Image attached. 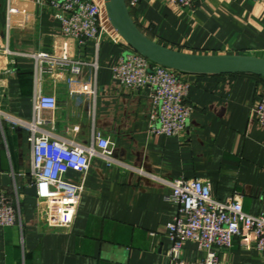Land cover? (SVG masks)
Wrapping results in <instances>:
<instances>
[{
    "label": "crops",
    "instance_id": "0c3cea01",
    "mask_svg": "<svg viewBox=\"0 0 264 264\" xmlns=\"http://www.w3.org/2000/svg\"><path fill=\"white\" fill-rule=\"evenodd\" d=\"M192 12L156 0L130 10L137 27L169 49L197 55H245L264 59V3L256 0H194ZM0 42L19 53L11 71H0V110L25 121L33 117L32 55L77 61L78 76L57 73L43 81V93L57 109L43 111L51 132L84 145L99 134L108 138L114 157L127 166H107L91 159L84 175L76 216L67 230H48L44 205L26 195L32 155L28 132L3 127L0 145V192L17 195L21 226L0 227V264H168L171 242L167 225L177 213L166 200L169 187L157 179L206 181L212 196L225 201L242 196L245 213H264V127L251 112L264 97V79L248 75H191L187 101L193 106L186 134L152 136V101L148 89H122L112 68L127 51L105 36L79 44L61 35L59 22L34 0H0ZM127 46V47H126ZM0 59V65L7 66ZM14 71V72H13ZM72 82H90V93L71 92ZM8 177L5 184L2 177ZM221 264H264L249 236L216 251ZM204 254L187 242L183 260L199 262Z\"/></svg>",
    "mask_w": 264,
    "mask_h": 264
},
{
    "label": "built area",
    "instance_id": "2783aa9c",
    "mask_svg": "<svg viewBox=\"0 0 264 264\" xmlns=\"http://www.w3.org/2000/svg\"><path fill=\"white\" fill-rule=\"evenodd\" d=\"M45 7L59 22L61 35L79 44L94 43L98 49L106 36L116 44L121 40L114 32L105 11L104 0H34ZM127 9L145 0H125ZM179 10L192 12L194 0H156ZM264 3V0H256ZM127 47V46H126ZM19 53L3 48L0 42V71L7 73L8 66H15ZM34 59L33 117L25 121L0 110V145L4 142L3 127L20 128L28 132L32 162L29 179L35 187L36 198L45 207L42 223L48 230H67L74 221L83 182L73 184L66 178L69 172L84 175L91 159H99L107 166L126 165L113 154L112 143L99 134L90 145H84L51 132L50 121L42 117L43 111L57 109L53 96L43 93V81L47 76L65 73L78 76L82 65L77 61L47 55H32ZM14 72V71H13ZM112 75L122 89L138 91L148 89L152 101L149 134L168 138L183 137L193 106L187 101L190 85L184 73L149 62L130 47L112 68ZM71 92L78 90L89 94L90 82L79 84L66 77ZM251 116L264 127V97L253 107ZM170 188L166 200L177 206V213L167 225V237L171 242L168 264H221L217 250L228 249L233 241L245 242L250 236L255 249L264 261V213L253 216L243 211L242 196L234 194L225 201L215 199L206 181L199 179H157ZM21 226V214L17 195L11 197L0 192V227ZM187 242L196 244L204 254L201 261L187 263L183 260V249Z\"/></svg>",
    "mask_w": 264,
    "mask_h": 264
},
{
    "label": "water",
    "instance_id": "95a60500",
    "mask_svg": "<svg viewBox=\"0 0 264 264\" xmlns=\"http://www.w3.org/2000/svg\"><path fill=\"white\" fill-rule=\"evenodd\" d=\"M107 18L115 34L149 62L191 75H252L264 79V59L245 55H197L175 51L151 39L134 23L125 0H104ZM5 184L7 176L2 177ZM26 195L36 197L35 187Z\"/></svg>",
    "mask_w": 264,
    "mask_h": 264
},
{
    "label": "trees",
    "instance_id": "16d2710c",
    "mask_svg": "<svg viewBox=\"0 0 264 264\" xmlns=\"http://www.w3.org/2000/svg\"><path fill=\"white\" fill-rule=\"evenodd\" d=\"M248 76H252V75H248ZM252 77H255V78H259V79H261L260 77H257V76H252Z\"/></svg>",
    "mask_w": 264,
    "mask_h": 264
}]
</instances>
